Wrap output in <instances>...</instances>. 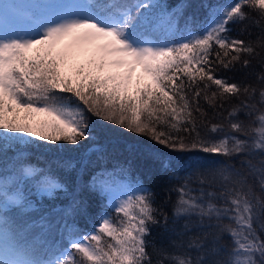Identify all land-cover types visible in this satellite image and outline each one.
Returning <instances> with one entry per match:
<instances>
[{"label": "snow or ice", "instance_id": "obj_1", "mask_svg": "<svg viewBox=\"0 0 264 264\" xmlns=\"http://www.w3.org/2000/svg\"><path fill=\"white\" fill-rule=\"evenodd\" d=\"M189 8V0L0 5V264H264V52L232 35L236 25L264 35V0ZM253 60L257 84L226 75ZM90 115L148 138L124 147L170 173L162 204L139 180L116 192L115 170L93 167L94 146L54 166L31 162L38 149L58 154L95 140ZM33 189L71 195L58 210L66 243L49 239L48 216L26 218L37 210ZM92 193L108 204L85 233L77 217H90ZM173 193L169 216L162 209ZM154 227L174 239L157 246Z\"/></svg>", "mask_w": 264, "mask_h": 264}, {"label": "trees", "instance_id": "obj_2", "mask_svg": "<svg viewBox=\"0 0 264 264\" xmlns=\"http://www.w3.org/2000/svg\"><path fill=\"white\" fill-rule=\"evenodd\" d=\"M180 0H160L161 4H166L169 7L177 4ZM192 4V8H189L187 11L192 12L196 9L197 5L203 3H208L211 5L215 4H225L229 0H189ZM0 5H3V1L0 0ZM187 14V13H186ZM205 15V10L200 8L198 10V16L203 17ZM241 25H236L232 33L233 36H238L244 40H251L257 44V51L264 52V35H261L260 29L254 26H250L248 31L251 32V35H248L247 32L244 34L239 33V28ZM259 38V39H258ZM244 58V57H242ZM260 71V65L253 60V66L248 69H243L237 72H229L226 75L234 77L237 80H247V82L252 84H257L256 72ZM246 73H250L246 75ZM242 95L240 99H243ZM75 103V101H73ZM203 103V102H202ZM238 103L237 98L233 97L230 101L225 103L224 115L227 116L228 109ZM205 109L209 112L211 116V109L208 108L207 104H204ZM90 120L93 125V131L95 135V140H83L80 145L71 146L63 145L58 154H53L49 150H36L33 153H30L31 162L37 164L41 168H46L49 165L54 166V162L58 159L59 156H80L88 149L95 147V151L91 155V160L94 162L93 167H102L106 166L110 170H115V179L129 180L133 183L136 180L142 181L146 186L153 188L157 193L156 203L160 205L163 203L166 197V193L162 189L168 183V177L170 173L161 169L159 162L154 161L150 158H146L139 153L129 152L125 150V145L138 142L140 140L147 141V137L138 136L137 134L128 132L119 126H116L107 121H103L98 117L91 116ZM239 119L245 121L246 123H252L253 117L245 115L243 112L239 114ZM212 122H219L213 120ZM227 125L228 121H224ZM34 139V138H33ZM64 149H72L71 151H65ZM124 169V171H121ZM87 179V177H85ZM173 184L177 183L172 181ZM88 195V193H84ZM36 203L37 210L32 213L25 214L26 218L31 217L32 220H38L40 216H48L50 221L54 224V228L51 230V235L49 239L53 241L62 240L61 229L63 227V220L61 219V213L59 209L67 206L71 200L70 194H65L63 191L57 193L55 198L48 197H39L36 195L34 189L32 195L30 196ZM176 199V194L173 193L171 201L163 207V211L168 213L169 216L172 215V202ZM108 204L107 197L101 196L96 193H92L89 198V213L90 217L85 220L83 217H77V225L83 232H88L95 220H98L99 215L105 211V205ZM107 211L111 212L112 209L109 206ZM69 223L72 222L71 218L68 220ZM183 221H181V224ZM39 231V230H37ZM157 246L161 244L168 245L171 237L170 233H165L162 228L154 227L152 229L151 236L149 237ZM225 242L230 244V237L225 236ZM78 258V257H77Z\"/></svg>", "mask_w": 264, "mask_h": 264}, {"label": "rangeland", "instance_id": "obj_3", "mask_svg": "<svg viewBox=\"0 0 264 264\" xmlns=\"http://www.w3.org/2000/svg\"><path fill=\"white\" fill-rule=\"evenodd\" d=\"M3 4L5 3V0H2ZM160 3V0H158ZM117 183L113 186L114 190L118 193H122L124 191H127V186L131 184L129 180H122V179H116ZM119 198V197H117Z\"/></svg>", "mask_w": 264, "mask_h": 264}]
</instances>
